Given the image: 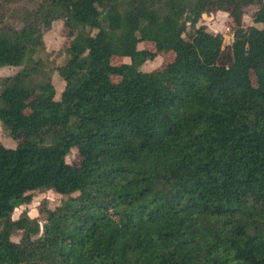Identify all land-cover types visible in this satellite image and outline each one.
Listing matches in <instances>:
<instances>
[{
  "label": "trees",
  "instance_id": "16d2710c",
  "mask_svg": "<svg viewBox=\"0 0 264 264\" xmlns=\"http://www.w3.org/2000/svg\"><path fill=\"white\" fill-rule=\"evenodd\" d=\"M217 12L224 48L198 26ZM54 22L69 44L46 73ZM3 68L0 264H264V0H0ZM46 191L68 198L42 225L12 219Z\"/></svg>",
  "mask_w": 264,
  "mask_h": 264
},
{
  "label": "rangeland",
  "instance_id": "374dc122",
  "mask_svg": "<svg viewBox=\"0 0 264 264\" xmlns=\"http://www.w3.org/2000/svg\"><path fill=\"white\" fill-rule=\"evenodd\" d=\"M256 6H249L246 8L243 23L244 28L248 27H258L260 25H255L252 21L254 13L257 11ZM229 22L227 15L222 12L204 14L201 16L198 26H202L207 33L212 35H221L223 38V48L229 46L233 41V34L228 31L226 24ZM44 40V52L41 53V58L45 63V72L49 73L54 67L61 65L65 60L64 50L68 47L69 41L63 36L62 24L61 22H54L51 28L43 33ZM245 44L241 42L238 49V53H242L245 49ZM139 50H147L150 52H155L153 45L148 43H140L137 45ZM173 54H156V57L141 67V71L145 73L157 74L165 69L167 64L173 61ZM128 59H112L111 64L114 66H119L122 63H128ZM12 68L0 69V76H8L15 72ZM112 80L117 81V79L112 78ZM54 88L57 94L61 93L63 85L53 77ZM0 143L5 148L13 149L15 148L14 141L8 137V135L2 130L0 126ZM69 164H78L79 159L77 158L76 151L72 150L66 158ZM32 199L28 205L21 206L14 210L12 219L16 220L20 214L26 213L29 219L37 220L40 225L44 222V214L41 213L43 207L47 209H54L58 207L61 202L67 199V196L59 195L53 191L46 192H33L31 194ZM12 241H19V234L12 236Z\"/></svg>",
  "mask_w": 264,
  "mask_h": 264
}]
</instances>
